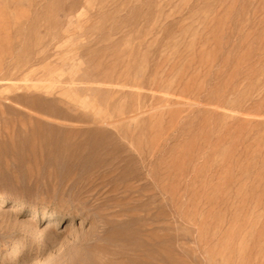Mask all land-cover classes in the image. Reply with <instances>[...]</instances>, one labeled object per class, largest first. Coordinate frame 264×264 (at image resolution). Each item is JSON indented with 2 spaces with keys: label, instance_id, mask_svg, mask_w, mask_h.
Returning <instances> with one entry per match:
<instances>
[{
  "label": "rangeland",
  "instance_id": "374dc122",
  "mask_svg": "<svg viewBox=\"0 0 264 264\" xmlns=\"http://www.w3.org/2000/svg\"><path fill=\"white\" fill-rule=\"evenodd\" d=\"M0 264H264V0H0Z\"/></svg>",
  "mask_w": 264,
  "mask_h": 264
},
{
  "label": "bare ground",
  "instance_id": "6f19581e",
  "mask_svg": "<svg viewBox=\"0 0 264 264\" xmlns=\"http://www.w3.org/2000/svg\"><path fill=\"white\" fill-rule=\"evenodd\" d=\"M17 209V208H16ZM13 212H15V211H13ZM43 233V232H42Z\"/></svg>",
  "mask_w": 264,
  "mask_h": 264
}]
</instances>
